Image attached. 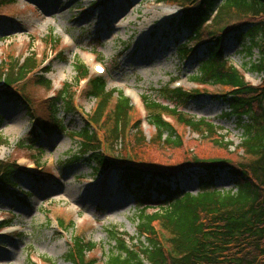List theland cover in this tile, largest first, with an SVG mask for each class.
Listing matches in <instances>:
<instances>
[{
    "label": "trees",
    "instance_id": "1",
    "mask_svg": "<svg viewBox=\"0 0 264 264\" xmlns=\"http://www.w3.org/2000/svg\"><path fill=\"white\" fill-rule=\"evenodd\" d=\"M10 2L0 0V8ZM160 2L182 9L178 17L169 20L178 33H187L185 43L177 46L178 57L186 62L197 56L199 48L204 49L189 82L220 90L216 95L227 106L222 116L234 117L243 132L242 143L236 150L230 151L233 144L219 136V129L213 123L205 118L187 117L178 108L198 99L202 95L199 89L162 90L163 98L176 103L173 108L144 96L146 120L154 131L145 141L143 123L131 121L132 101L123 92L117 95V91H109L108 79L91 77L89 69L81 63L74 68V86L88 80L82 96L96 102L93 113L86 115V126L80 133L68 131L64 120L59 118L60 112L77 114L78 91L73 90V85L64 84L54 98L47 100V115L41 117L33 112L24 87H17L38 69L32 57L24 61L2 59L0 85H4L0 86V102L28 105L26 112L35 125L30 138L33 144L41 138L39 130L46 135H67L79 145L71 163H82L92 174L118 176L134 195L141 208L138 235L131 237L116 228L108 229L111 246L103 264H264V0ZM230 38L249 55L254 48L260 50V61L252 66V71L263 76V84L247 83L244 73L228 61L225 45ZM42 72L44 76L33 82L49 90L51 83L45 74L50 69L46 67ZM167 117L211 145V152L195 154L186 149V142ZM3 120L0 114V126ZM125 133L130 139H122ZM5 142L0 136V146ZM118 142H128L129 147L125 144L117 152ZM168 149L183 153L176 164L167 166L151 153ZM197 171L205 175L199 180L200 191L196 194L172 182L173 177ZM224 172L233 182L235 192L222 193L215 188V180ZM23 174L26 173L17 161L0 160V195L11 194L8 185H16L17 177ZM19 200L24 202L22 198ZM149 207L158 210L147 213ZM59 223L65 231L64 223ZM9 226L11 221L0 223V231ZM67 229L73 234L66 260L71 264H97L91 257L98 245L74 233V223Z\"/></svg>",
    "mask_w": 264,
    "mask_h": 264
},
{
    "label": "rangeland",
    "instance_id": "2",
    "mask_svg": "<svg viewBox=\"0 0 264 264\" xmlns=\"http://www.w3.org/2000/svg\"><path fill=\"white\" fill-rule=\"evenodd\" d=\"M181 12L178 6L160 0H11L0 8V62L5 57L22 61L34 58L38 69L17 87H24L33 112L40 117L47 115V100L60 92L64 84L73 85V90L78 91L77 114L60 112L59 118L68 131L76 133L86 126L85 117L93 113L96 102L82 96L85 82L74 86L77 63L88 68L91 76L96 75L95 64L105 67L107 89L117 91V95L123 92L131 99V121L143 123L145 141L154 131L144 120V96L173 108L176 103L163 98L162 90L199 89L202 95L198 99L178 108L187 117L205 118L213 123L219 136L233 144L229 149L234 151L242 143L243 132L234 117L222 116L227 106L216 95L220 90L189 82L204 49L199 48L197 56L186 62L176 52L178 44L185 43L187 33H178L169 20ZM225 51L228 61L244 73L248 83L261 84L262 76L252 71V66L260 61L258 48L249 55L230 38ZM46 67L50 69L45 74L51 83L49 90L33 82L44 76L42 70ZM18 104L0 102V114L4 116L0 136L6 141L0 146V160L17 161L26 173L17 177L16 185H8L11 194L0 195V222L11 221L12 225L0 233V264H71L66 260L73 234L67 229L71 223L74 233L98 245L91 258L103 264L111 246L107 230L116 228L137 237L141 208L118 176L94 175L82 163H71L79 145L67 135L42 134L33 144L30 138L35 125L26 112L28 105ZM167 119L186 142V149L195 154L211 152V145H206L197 134L171 117ZM122 139L130 137L125 133ZM125 144L129 147L128 142H118L116 151L120 152ZM151 153L167 166L176 164L183 154L169 149ZM203 175L205 172L198 171L180 174L172 182L196 194ZM214 183L219 192H235L226 172ZM156 210L149 207L147 213ZM58 222L64 223L65 232H61Z\"/></svg>",
    "mask_w": 264,
    "mask_h": 264
},
{
    "label": "bare ground",
    "instance_id": "3",
    "mask_svg": "<svg viewBox=\"0 0 264 264\" xmlns=\"http://www.w3.org/2000/svg\"><path fill=\"white\" fill-rule=\"evenodd\" d=\"M52 2H53V1H52ZM52 2H51V3H52ZM46 4H47V6H50L48 3H46Z\"/></svg>",
    "mask_w": 264,
    "mask_h": 264
}]
</instances>
